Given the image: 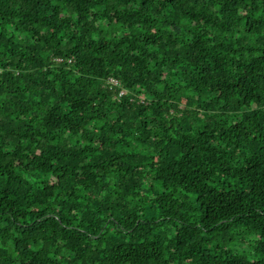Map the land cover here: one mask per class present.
<instances>
[{"label":"trees","instance_id":"1","mask_svg":"<svg viewBox=\"0 0 264 264\" xmlns=\"http://www.w3.org/2000/svg\"><path fill=\"white\" fill-rule=\"evenodd\" d=\"M0 264H264V0H0Z\"/></svg>","mask_w":264,"mask_h":264},{"label":"built area","instance_id":"2","mask_svg":"<svg viewBox=\"0 0 264 264\" xmlns=\"http://www.w3.org/2000/svg\"><path fill=\"white\" fill-rule=\"evenodd\" d=\"M108 83H109V84H118V80L110 77V78L108 79ZM124 93H125V91H124V90H121L119 95L121 96V95L124 94Z\"/></svg>","mask_w":264,"mask_h":264}]
</instances>
